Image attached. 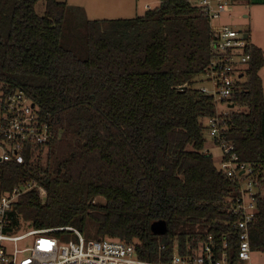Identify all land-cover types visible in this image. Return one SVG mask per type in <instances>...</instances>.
Listing matches in <instances>:
<instances>
[{
  "label": "trees",
  "instance_id": "trees-1",
  "mask_svg": "<svg viewBox=\"0 0 264 264\" xmlns=\"http://www.w3.org/2000/svg\"><path fill=\"white\" fill-rule=\"evenodd\" d=\"M67 8L0 0V84L23 90L52 131L46 144L27 146L23 163L0 162L2 191L27 181L46 190L44 198L35 189L18 197L11 232L71 226L87 238L134 243L152 262L168 261L175 243L192 252L211 236L216 254L226 242L237 262V185L204 148L215 105L192 87L211 59L207 17L188 0H159L142 15L86 20L79 57L63 43ZM246 52V79L231 99L237 109L220 125L253 168L249 242L264 255V49L248 43ZM159 219L164 235L150 231Z\"/></svg>",
  "mask_w": 264,
  "mask_h": 264
},
{
  "label": "built area",
  "instance_id": "built-area-1",
  "mask_svg": "<svg viewBox=\"0 0 264 264\" xmlns=\"http://www.w3.org/2000/svg\"><path fill=\"white\" fill-rule=\"evenodd\" d=\"M232 4V0H198L196 6L207 17L211 31V59L201 76L210 87H200L199 91L211 98L215 115L205 120V126L221 150L217 168L237 185L231 211L237 216L232 226L237 230L238 261L228 260L224 249L226 242L217 255L211 236L192 252L188 249L180 251L175 243L168 261L152 262L138 257L134 243L87 238L71 226L11 232L9 213L18 197L31 189H35L41 198L46 195L42 185L27 181L6 191L0 188V264H264V259L252 261L248 231L255 217L257 180L253 168L239 160L233 144L223 137L220 125L222 116L230 109H237L231 99L241 92L240 83L246 79L250 59L244 31L236 30L226 22L216 24L223 15L230 13ZM51 138V127L44 120L41 109L23 90L9 91L0 84V162L23 163L28 145L46 144ZM61 231H68L71 238L62 239L57 234Z\"/></svg>",
  "mask_w": 264,
  "mask_h": 264
},
{
  "label": "rangeland",
  "instance_id": "rangeland-1",
  "mask_svg": "<svg viewBox=\"0 0 264 264\" xmlns=\"http://www.w3.org/2000/svg\"><path fill=\"white\" fill-rule=\"evenodd\" d=\"M65 1L68 5L64 26L66 33L64 35V45L74 51L79 57H84L85 47L83 41V22L93 19H117L131 18L136 15H142L146 9L154 8L158 5L159 0H58ZM192 5H196L198 0H188ZM263 2V3H259ZM42 2H38L35 6L36 12L42 14ZM247 14V17H243ZM258 15L260 17V31H258V39L255 40L256 45L264 48V0H235L231 5L230 15H223L224 22L229 23L236 30H245L249 17ZM262 81L263 97H264V67L258 72ZM193 88L210 87L208 81H204L199 76ZM205 138L204 148L208 150L212 156L215 166H218L221 157L219 145L215 144L205 129L203 132ZM96 201H102V198H96ZM24 228L23 230H26ZM252 261L262 262L263 255L260 252L252 253Z\"/></svg>",
  "mask_w": 264,
  "mask_h": 264
},
{
  "label": "crops",
  "instance_id": "crops-1",
  "mask_svg": "<svg viewBox=\"0 0 264 264\" xmlns=\"http://www.w3.org/2000/svg\"><path fill=\"white\" fill-rule=\"evenodd\" d=\"M259 3H263V2H259ZM228 15H230V13ZM243 17H247V14H244ZM259 19L260 17L258 15L249 17V20L246 23V26H247L246 29L242 30L246 34L248 43L253 44L257 47L259 46L256 45L255 40L258 39V31H260V23H259L260 20ZM220 23H225V22L223 21V19H220L216 24H220Z\"/></svg>",
  "mask_w": 264,
  "mask_h": 264
},
{
  "label": "water",
  "instance_id": "water-1",
  "mask_svg": "<svg viewBox=\"0 0 264 264\" xmlns=\"http://www.w3.org/2000/svg\"><path fill=\"white\" fill-rule=\"evenodd\" d=\"M150 231L155 235H164L167 231L165 221L161 219L152 221L150 224Z\"/></svg>",
  "mask_w": 264,
  "mask_h": 264
}]
</instances>
